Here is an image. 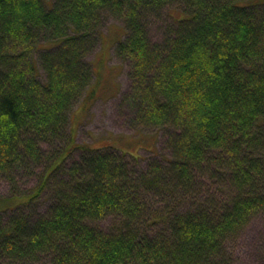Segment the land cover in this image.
<instances>
[{
    "label": "trees",
    "instance_id": "16d2710c",
    "mask_svg": "<svg viewBox=\"0 0 264 264\" xmlns=\"http://www.w3.org/2000/svg\"><path fill=\"white\" fill-rule=\"evenodd\" d=\"M106 14L135 123L166 131L169 158L141 170L72 142ZM0 181V264H236L264 217V0H0Z\"/></svg>",
    "mask_w": 264,
    "mask_h": 264
},
{
    "label": "rangeland",
    "instance_id": "374dc122",
    "mask_svg": "<svg viewBox=\"0 0 264 264\" xmlns=\"http://www.w3.org/2000/svg\"><path fill=\"white\" fill-rule=\"evenodd\" d=\"M181 7L168 5L163 14L166 22L174 21L182 15ZM152 40L159 41V33L165 29L160 21L148 24ZM123 22L106 14L98 28L95 47L87 53L86 60L92 62L94 75L88 89V96L81 97L72 106L71 137L74 144L88 143L91 146H103L112 143L131 150L139 158L133 161L138 170L145 168L152 158L163 161L169 158L170 150L166 144V131L156 127H139L134 121V107L125 97L131 89L128 77V62H122L114 54L115 41L123 38ZM43 46H50L45 44ZM44 78V75H40ZM84 103V104H83ZM79 150L72 153L76 157ZM33 183L29 180L25 186ZM8 195V187L0 181V197ZM103 228L108 227L109 218L98 222ZM232 255L236 264H264V217L251 220L240 237L232 246ZM229 252V249L226 250Z\"/></svg>",
    "mask_w": 264,
    "mask_h": 264
},
{
    "label": "bare ground",
    "instance_id": "6f19581e",
    "mask_svg": "<svg viewBox=\"0 0 264 264\" xmlns=\"http://www.w3.org/2000/svg\"><path fill=\"white\" fill-rule=\"evenodd\" d=\"M115 46V45H114ZM114 50V49H113Z\"/></svg>",
    "mask_w": 264,
    "mask_h": 264
}]
</instances>
